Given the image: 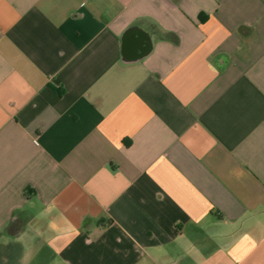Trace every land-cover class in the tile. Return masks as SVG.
<instances>
[{
	"label": "crops",
	"instance_id": "1",
	"mask_svg": "<svg viewBox=\"0 0 264 264\" xmlns=\"http://www.w3.org/2000/svg\"><path fill=\"white\" fill-rule=\"evenodd\" d=\"M0 264H264V0H0Z\"/></svg>",
	"mask_w": 264,
	"mask_h": 264
},
{
	"label": "trees",
	"instance_id": "2",
	"mask_svg": "<svg viewBox=\"0 0 264 264\" xmlns=\"http://www.w3.org/2000/svg\"><path fill=\"white\" fill-rule=\"evenodd\" d=\"M25 195L29 198L30 197V189H27Z\"/></svg>",
	"mask_w": 264,
	"mask_h": 264
}]
</instances>
